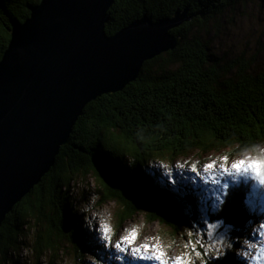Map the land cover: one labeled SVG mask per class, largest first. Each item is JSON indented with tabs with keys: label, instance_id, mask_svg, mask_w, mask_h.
Listing matches in <instances>:
<instances>
[{
	"label": "trees",
	"instance_id": "trees-1",
	"mask_svg": "<svg viewBox=\"0 0 264 264\" xmlns=\"http://www.w3.org/2000/svg\"><path fill=\"white\" fill-rule=\"evenodd\" d=\"M39 1L0 0V59L14 23L27 18ZM243 1L114 2L108 34L145 14L157 21L187 8L192 19L171 30L179 44L146 60L136 80L87 104L56 164L2 222L0 264H26L20 256L23 248L33 252L36 262L49 256L51 263L68 250L79 262L86 254L102 252L64 191L80 174L97 179L99 204L118 203L117 230L140 212L149 222L171 228L172 234L222 222L231 247L219 256L215 249L213 257L206 255L197 264H247L245 258L234 259L233 250L240 239H252L251 230L259 221L258 207L249 198L254 193L245 197L242 187L232 186L222 206L215 207L198 201L194 188L172 185L169 174L155 164L194 149L230 147L235 157L264 144V66H255L243 52L224 62L206 38L208 23L218 24L227 9Z\"/></svg>",
	"mask_w": 264,
	"mask_h": 264
},
{
	"label": "water",
	"instance_id": "water-1",
	"mask_svg": "<svg viewBox=\"0 0 264 264\" xmlns=\"http://www.w3.org/2000/svg\"><path fill=\"white\" fill-rule=\"evenodd\" d=\"M116 0H41L14 23L0 59V226L56 164L84 108L136 80L174 49L188 9L148 15L108 34Z\"/></svg>",
	"mask_w": 264,
	"mask_h": 264
},
{
	"label": "rangeland",
	"instance_id": "rangeland-1",
	"mask_svg": "<svg viewBox=\"0 0 264 264\" xmlns=\"http://www.w3.org/2000/svg\"><path fill=\"white\" fill-rule=\"evenodd\" d=\"M234 9V8H233ZM210 27L206 38L211 42L212 52L216 57L224 62L235 59L240 54L245 53V58H249L257 67L264 66V0H245L239 2L238 6L232 10L227 9L222 15L218 24L215 21L208 23ZM230 147H220L209 152L201 149H194L187 156L176 158L173 161L163 158L157 160V164L163 172L169 174L170 180L175 181V185L188 186L194 188L197 192V200L202 203H208L215 207H221L226 195L229 193L231 186L243 185L246 189L247 196L252 192H257L256 196H249L252 204L259 207L260 218L259 224L264 222V185H260L254 179H248L247 183L242 182L239 176L229 177L222 174V169L217 167L213 170L215 179L220 181V185L204 180L209 179V173L203 170V166L216 160L217 164L223 163L222 157L227 155L229 161L251 157L253 159H264V144L256 146L255 150H247L237 156H232ZM195 164L200 170V175L191 171V165ZM183 165V167H181ZM191 179H188V178ZM247 179V178H244ZM228 182V188L224 189L223 195L217 190L222 187L224 182ZM167 185V183H165ZM172 185L174 183H171ZM168 186V185H167ZM68 195L73 198L72 207L76 214L81 216L82 227L90 235L97 244L102 247V256L94 254H86L83 262L77 261L71 251L61 254L59 259L54 263L50 262V257H42L36 262V257L29 248H23L20 251L22 262L26 264H159L158 261L139 260L131 255L130 251L119 252L114 247H105L102 243L103 228H108L112 241L115 242L121 236L129 235L130 231L135 229L139 233V238L131 247H136L144 243L158 245L159 250L166 253L164 257L171 261L182 254L186 259H190L193 264H197L206 259V255L213 257L216 251L220 254L228 251V245L231 244L228 238V231L217 225V223L206 224L205 229L181 230L177 234H172V229L162 225L159 222H149L145 215L140 212L135 214L131 219L127 220L120 229L117 228L119 222V205L115 200H109L106 203L99 204L101 201V189L97 179L92 174L75 175L69 187L65 188ZM245 193V191H244ZM219 201V203H218ZM254 201V202H253ZM259 224H255L251 230L252 239H240L238 247L233 250L234 259L245 258L247 264H264V261H256L252 259L258 252V249L250 248L245 244L249 243L264 244V239L254 232L261 231ZM202 230V231H201ZM191 233V235H189ZM191 242V243H190ZM195 244V251L192 245ZM187 245V246H186ZM151 249L150 251H155ZM200 253L199 256L196 253ZM247 252L248 255L241 256L240 253ZM15 253V252H14ZM117 256L122 259H116Z\"/></svg>",
	"mask_w": 264,
	"mask_h": 264
},
{
	"label": "snow or ice",
	"instance_id": "snow-or-ice-1",
	"mask_svg": "<svg viewBox=\"0 0 264 264\" xmlns=\"http://www.w3.org/2000/svg\"><path fill=\"white\" fill-rule=\"evenodd\" d=\"M221 159L223 163L219 165L217 164L216 160H213L212 162L203 166V170L209 173V179L204 180L205 184L211 182L220 185V181L218 179H215L213 174V170L219 167L220 169H222V174L227 175L229 177L239 176L242 178L243 183H247L248 179H254L258 181L260 185H264V159H253L251 157H245L243 159L230 162L227 155L223 156ZM181 167H183V165H181ZM191 171L193 173H196L198 176L200 175V170L196 167L195 164L191 165ZM188 179L191 178L189 177ZM172 183H175V181L173 180ZM226 188H228L227 181H225L222 187L218 188L217 190L220 192L221 195H223L224 189ZM219 226H222V222H218L217 225H213V227ZM258 228L261 231L254 232V235H259L262 239H264V222L260 223L258 225ZM109 231L110 230L106 227L102 229V243H104L105 247H114L121 253L130 251L131 255L139 260H156L159 262V264H169V261L164 258L166 256V253L160 251L158 245L144 243L136 247H131V245L135 244L136 240L139 238V233L135 229L131 230L129 235L121 236L115 242L112 241V237L111 235H109ZM189 235H191V233H189ZM245 244L250 248L258 249L257 254L253 256L252 259L258 262L264 261V244L249 243L248 241H245ZM192 247L193 251H195V244H193ZM228 247H231V245H228ZM151 249L156 250L150 251ZM196 255L199 256L200 253L197 252ZM217 255H220L219 251L217 252ZM240 255L246 257L248 253L242 252L240 253ZM116 259H122V257L117 256ZM171 264H193V262L190 259H186L185 255L182 254L181 256L175 257L171 261ZM225 264H228L227 260H225Z\"/></svg>",
	"mask_w": 264,
	"mask_h": 264
}]
</instances>
